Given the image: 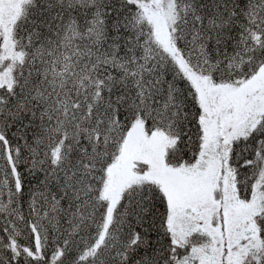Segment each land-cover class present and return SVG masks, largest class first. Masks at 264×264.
Masks as SVG:
<instances>
[{"label":"snow or ice","instance_id":"6c2138e0","mask_svg":"<svg viewBox=\"0 0 264 264\" xmlns=\"http://www.w3.org/2000/svg\"><path fill=\"white\" fill-rule=\"evenodd\" d=\"M0 264H264V0H0Z\"/></svg>","mask_w":264,"mask_h":264}]
</instances>
